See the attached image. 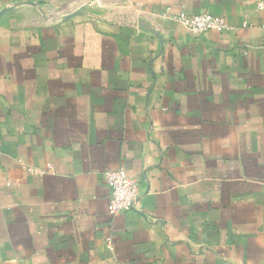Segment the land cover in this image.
<instances>
[{"label":"crops","instance_id":"0c3cea01","mask_svg":"<svg viewBox=\"0 0 264 264\" xmlns=\"http://www.w3.org/2000/svg\"><path fill=\"white\" fill-rule=\"evenodd\" d=\"M29 1L0 19V264H264V0L0 11ZM204 14L229 29L178 21Z\"/></svg>","mask_w":264,"mask_h":264},{"label":"built area","instance_id":"2783aa9c","mask_svg":"<svg viewBox=\"0 0 264 264\" xmlns=\"http://www.w3.org/2000/svg\"><path fill=\"white\" fill-rule=\"evenodd\" d=\"M179 23L193 35L201 36L209 31L222 32L229 29L224 19L210 15H183ZM105 182L112 188L109 203V214L118 216L136 208L139 198L137 182L123 170L104 174Z\"/></svg>","mask_w":264,"mask_h":264},{"label":"rangeland","instance_id":"374dc122","mask_svg":"<svg viewBox=\"0 0 264 264\" xmlns=\"http://www.w3.org/2000/svg\"><path fill=\"white\" fill-rule=\"evenodd\" d=\"M134 0H94L92 3L96 4L100 9V12L105 14V8L110 11L118 12V11H127L128 7H132ZM92 4V5H93ZM61 13H65V11H72L71 7L68 4H61Z\"/></svg>","mask_w":264,"mask_h":264},{"label":"water","instance_id":"95a60500","mask_svg":"<svg viewBox=\"0 0 264 264\" xmlns=\"http://www.w3.org/2000/svg\"><path fill=\"white\" fill-rule=\"evenodd\" d=\"M20 4H27V5H32V6H35L36 4L33 3V2H21L19 4H15V5H12L8 8H5L3 10L0 11V19L5 16L6 14L12 12L16 6L20 5ZM83 13V10H80V11H77L75 14H72L71 16H69L68 18L74 16V15H78V14H82ZM137 26L138 28H140L141 30L143 31H149V32H152L153 34H155L158 38H160L159 34L157 33V31L150 25L148 24L147 22H144V21H139L137 22Z\"/></svg>","mask_w":264,"mask_h":264}]
</instances>
